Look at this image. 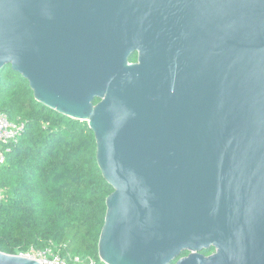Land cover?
Instances as JSON below:
<instances>
[{
    "label": "water",
    "instance_id": "water-1",
    "mask_svg": "<svg viewBox=\"0 0 264 264\" xmlns=\"http://www.w3.org/2000/svg\"><path fill=\"white\" fill-rule=\"evenodd\" d=\"M7 65L94 133L101 261L264 264V0H0Z\"/></svg>",
    "mask_w": 264,
    "mask_h": 264
},
{
    "label": "trees",
    "instance_id": "trees-1",
    "mask_svg": "<svg viewBox=\"0 0 264 264\" xmlns=\"http://www.w3.org/2000/svg\"><path fill=\"white\" fill-rule=\"evenodd\" d=\"M0 113L24 123L20 135L2 143L0 251L17 255L52 246L68 262L78 256L105 264L98 241L113 188L99 168L87 122L41 104L10 65L0 69Z\"/></svg>",
    "mask_w": 264,
    "mask_h": 264
},
{
    "label": "built area",
    "instance_id": "built-area-1",
    "mask_svg": "<svg viewBox=\"0 0 264 264\" xmlns=\"http://www.w3.org/2000/svg\"><path fill=\"white\" fill-rule=\"evenodd\" d=\"M23 129L24 123L12 122L7 118L5 114L0 113V166L5 161L6 151V149L2 148V143L11 138L17 137L21 134ZM18 255L41 260L44 262V264H95L94 261L90 258L82 260L78 256H73L71 261L68 262L65 258L61 257L58 252H55L52 246H46L43 249L30 247L29 249L19 253Z\"/></svg>",
    "mask_w": 264,
    "mask_h": 264
},
{
    "label": "flooded vegetation",
    "instance_id": "flooded-vegetation-1",
    "mask_svg": "<svg viewBox=\"0 0 264 264\" xmlns=\"http://www.w3.org/2000/svg\"><path fill=\"white\" fill-rule=\"evenodd\" d=\"M133 56H134V59L131 60V59L129 58V61L132 62V63H135V62H137L138 52H137V51L134 52V53L132 54V57H133Z\"/></svg>",
    "mask_w": 264,
    "mask_h": 264
}]
</instances>
